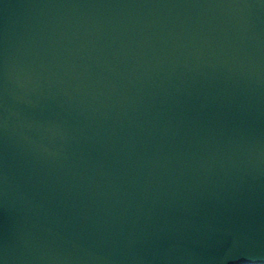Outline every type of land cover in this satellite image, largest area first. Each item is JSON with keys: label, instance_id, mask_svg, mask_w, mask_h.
<instances>
[{"label": "water", "instance_id": "1", "mask_svg": "<svg viewBox=\"0 0 264 264\" xmlns=\"http://www.w3.org/2000/svg\"><path fill=\"white\" fill-rule=\"evenodd\" d=\"M0 264H264V0H0Z\"/></svg>", "mask_w": 264, "mask_h": 264}]
</instances>
